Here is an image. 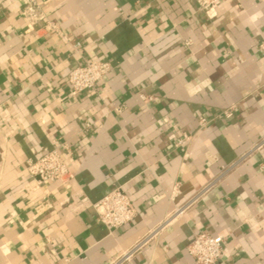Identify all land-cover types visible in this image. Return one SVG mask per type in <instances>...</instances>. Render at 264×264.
I'll return each instance as SVG.
<instances>
[{
    "label": "crops",
    "instance_id": "0c3cea01",
    "mask_svg": "<svg viewBox=\"0 0 264 264\" xmlns=\"http://www.w3.org/2000/svg\"><path fill=\"white\" fill-rule=\"evenodd\" d=\"M36 1L32 24L0 0V264H110L182 207L126 264H191L202 232L224 237L221 264H264V0L213 18L191 0ZM86 61L112 70L72 95ZM55 141L67 186L26 170ZM118 187L137 217L109 232L94 205Z\"/></svg>",
    "mask_w": 264,
    "mask_h": 264
},
{
    "label": "built area",
    "instance_id": "2783aa9c",
    "mask_svg": "<svg viewBox=\"0 0 264 264\" xmlns=\"http://www.w3.org/2000/svg\"><path fill=\"white\" fill-rule=\"evenodd\" d=\"M26 4L23 10V16L32 24L43 20L40 12V5L36 0H25ZM196 3L199 10L208 18H213L218 8L224 0H191ZM59 31L56 26L49 27ZM80 44H77L79 46ZM112 67L108 62L86 61L85 63L73 68L68 77L72 95L82 94L94 90L104 78L111 72ZM226 116H231V111L224 112ZM201 127L207 125L206 119H201ZM193 139L190 133L182 134L178 140V146H186ZM264 140L258 144L257 148L262 147ZM54 149L37 160H29L27 163V172L39 183L59 182L67 186L72 178L68 160L60 152L62 147L57 141L54 142ZM70 153L68 146H63ZM210 187L197 194L194 200L203 196ZM97 215V221L102 224L109 232L118 230L132 223L137 217V210L131 199L125 193L122 187L111 190L106 196L94 205ZM185 208H178L169 218L158 228L151 231L143 239L139 240L128 251L114 259L110 264H126L129 260L148 242L155 239L160 232L170 223L174 217H179L184 213ZM224 237L213 236L208 233L196 234L188 246V253L192 257L191 264H221L224 248Z\"/></svg>",
    "mask_w": 264,
    "mask_h": 264
}]
</instances>
